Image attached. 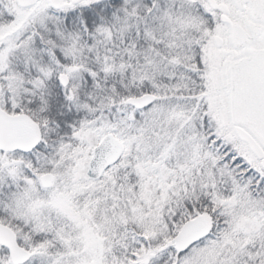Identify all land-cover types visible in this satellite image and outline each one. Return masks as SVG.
<instances>
[{
  "label": "snow or ice",
  "instance_id": "obj_1",
  "mask_svg": "<svg viewBox=\"0 0 264 264\" xmlns=\"http://www.w3.org/2000/svg\"><path fill=\"white\" fill-rule=\"evenodd\" d=\"M0 264H264V0H0Z\"/></svg>",
  "mask_w": 264,
  "mask_h": 264
}]
</instances>
